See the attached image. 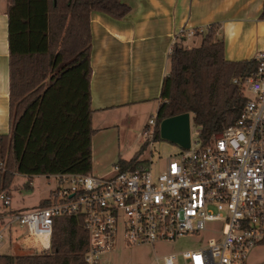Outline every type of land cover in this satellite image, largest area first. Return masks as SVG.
Masks as SVG:
<instances>
[{"label": "trees", "instance_id": "1", "mask_svg": "<svg viewBox=\"0 0 264 264\" xmlns=\"http://www.w3.org/2000/svg\"><path fill=\"white\" fill-rule=\"evenodd\" d=\"M102 12L122 20L131 12L123 0H9L11 130L0 136V194H11L17 175L91 174L93 128L90 16ZM219 26H211L199 47L175 44L156 115L160 124L190 114L201 140L232 127L247 98L235 79L257 68L254 60L229 62ZM138 156L120 160L134 170ZM31 188L29 182L25 185ZM43 201L37 208H45ZM88 236L82 220L55 221L51 250L0 255V264H86Z\"/></svg>", "mask_w": 264, "mask_h": 264}, {"label": "built area", "instance_id": "2", "mask_svg": "<svg viewBox=\"0 0 264 264\" xmlns=\"http://www.w3.org/2000/svg\"><path fill=\"white\" fill-rule=\"evenodd\" d=\"M197 31L207 32L179 35L191 40ZM254 61L251 76L234 80L247 98L235 124L205 143L191 116L190 148L169 156L161 173L142 161L134 170L116 164L110 177L45 176L55 183L49 205L32 211L15 209L12 194L1 193L0 248L13 238L27 251H50L55 221L75 217L88 236L86 264H111L120 241L154 247L201 233L212 236L204 246L156 256L154 264H246L264 245V52ZM156 133L151 119L142 131L146 145Z\"/></svg>", "mask_w": 264, "mask_h": 264}, {"label": "crops", "instance_id": "3", "mask_svg": "<svg viewBox=\"0 0 264 264\" xmlns=\"http://www.w3.org/2000/svg\"><path fill=\"white\" fill-rule=\"evenodd\" d=\"M123 1L131 12L122 20L102 12L90 16L95 136L128 126L136 127L140 137L161 105L174 45H201L202 36L188 40L179 35L183 30L219 26L229 62L251 61L264 52V0ZM8 6L9 0H0V136L11 130ZM246 264H264V245Z\"/></svg>", "mask_w": 264, "mask_h": 264}, {"label": "rangeland", "instance_id": "4", "mask_svg": "<svg viewBox=\"0 0 264 264\" xmlns=\"http://www.w3.org/2000/svg\"><path fill=\"white\" fill-rule=\"evenodd\" d=\"M199 46L198 42L196 44L189 42L184 47ZM141 119L142 122L145 118L142 116ZM151 119H156V114L150 116L147 121L149 122ZM142 131L139 137L136 127L126 126L122 127L121 130L112 129L99 132V135L94 136L91 175L96 178L110 177L114 172L115 165L120 160L131 161L136 156L140 162L152 161L154 170L161 173L166 167L168 157L178 152L180 147L163 139L155 141L152 145H146L142 138ZM27 182L28 178L18 175L11 188L13 207L17 210L32 211L38 209L40 203L49 198L52 188L55 187L53 179L45 176L33 178L31 188L25 187ZM210 237L212 236L208 233H201L200 235L185 237L174 243H158L154 247L139 248H128L120 241L109 260L111 264H154L156 256L197 249L204 246ZM30 252L23 249L13 238H8L0 248V255H28L31 254Z\"/></svg>", "mask_w": 264, "mask_h": 264}, {"label": "water", "instance_id": "5", "mask_svg": "<svg viewBox=\"0 0 264 264\" xmlns=\"http://www.w3.org/2000/svg\"><path fill=\"white\" fill-rule=\"evenodd\" d=\"M160 136L182 149L191 146V115L183 114L164 120L160 124Z\"/></svg>", "mask_w": 264, "mask_h": 264}]
</instances>
